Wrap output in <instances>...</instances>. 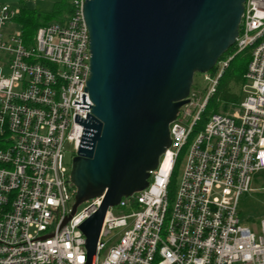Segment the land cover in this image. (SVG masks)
I'll return each instance as SVG.
<instances>
[{
  "label": "built area",
  "instance_id": "1",
  "mask_svg": "<svg viewBox=\"0 0 264 264\" xmlns=\"http://www.w3.org/2000/svg\"><path fill=\"white\" fill-rule=\"evenodd\" d=\"M86 1L70 0L67 20L39 28L29 45L16 23L22 8L0 3V264H86L80 228L103 197L64 224L77 193L66 145L75 158L94 106ZM244 7L234 47L235 55L250 51L245 98L231 113L212 114L194 137L235 55L203 75L207 96L190 126V109L171 123V146L149 186L108 209L94 264H264V220L254 230L240 218L243 196L264 171V0Z\"/></svg>",
  "mask_w": 264,
  "mask_h": 264
},
{
  "label": "water",
  "instance_id": "2",
  "mask_svg": "<svg viewBox=\"0 0 264 264\" xmlns=\"http://www.w3.org/2000/svg\"><path fill=\"white\" fill-rule=\"evenodd\" d=\"M246 0H87L92 117L73 159L72 214L101 206L81 226L86 264L110 207L149 186L171 146L170 125L190 103L195 74L211 72L235 45Z\"/></svg>",
  "mask_w": 264,
  "mask_h": 264
},
{
  "label": "rangeland",
  "instance_id": "3",
  "mask_svg": "<svg viewBox=\"0 0 264 264\" xmlns=\"http://www.w3.org/2000/svg\"><path fill=\"white\" fill-rule=\"evenodd\" d=\"M70 2V0H69ZM0 3H4L7 5H10L14 9L19 8H29L30 13L28 14V17L33 20L34 25H38L40 28L47 26L49 23H63L67 20V17L69 16L70 8L67 4L62 3V0H0ZM19 26V24H17ZM14 29H17L16 27ZM209 82H207L202 74H196L194 77V83L191 89V93L189 96L190 101L197 104V106H190L188 105L184 106L182 108V114L181 118L183 116L184 110H191L192 117L189 119L187 118L185 121V125L188 127L192 124L194 116L198 113L200 105L203 103L207 96V92L209 89ZM234 93H239L242 89L241 87H232ZM246 93L242 92V100L245 98ZM232 104L225 102H222L219 104L216 97L212 98L206 114H208V119L211 117L212 114L216 113H231L232 110ZM225 107L227 110H225ZM205 114V111H204ZM203 116V114H202ZM206 122H204L202 127V122H199V125L194 128V137L200 133L203 128L206 125ZM193 140V139H192ZM191 140V141H192ZM67 150V159L70 160V163L72 162L74 155L71 153V147L69 145H66ZM184 157L182 156L179 160L178 167H177V176L175 178V187L178 186L182 171L184 167ZM254 188L255 191L243 196L240 204V218L242 221V224L245 227L251 228V229H260V222L261 220H264V171L259 173L254 180ZM86 204H82L78 207V211L80 212L82 209H84ZM126 213H129V211H125ZM119 232V230L117 231ZM116 232V233H117ZM105 241L108 239L105 238ZM103 258V257H102Z\"/></svg>",
  "mask_w": 264,
  "mask_h": 264
},
{
  "label": "trees",
  "instance_id": "4",
  "mask_svg": "<svg viewBox=\"0 0 264 264\" xmlns=\"http://www.w3.org/2000/svg\"><path fill=\"white\" fill-rule=\"evenodd\" d=\"M62 3H65L69 6V8H70L69 16H70L73 12L71 2H69V0H62ZM29 13H30L29 9L22 8L20 15L16 19V23L19 24V26H20V30L22 32V36H23L25 45H29V44H31V42H33V39H34L38 29L40 28L38 25L33 24V20L28 17ZM49 24H52V23H49ZM49 24H47V25H49ZM234 55H235V47L233 46L220 59V61L221 60H227L230 56H234ZM249 62H250V51L249 50L236 54L234 56L233 60H231L229 62L228 67L225 69L222 77L219 80V83H218V86L216 88L215 93L209 99V101L205 107V110H204L205 114L203 112L202 113L203 116L201 115L200 122H202V127L205 124L204 122L207 121L208 114H206V111H207L208 105H209V103L213 97L214 98L216 97L219 104H221L222 102H225L226 104L231 103V104L237 105L241 102L242 90L237 94V93L233 92L232 87L233 86L234 87L239 86L242 89L243 85L245 84L244 75L248 69ZM216 70H217V67H215L210 73L215 74ZM225 110L227 112L228 109H226V107H225ZM198 125H199V123H197V126ZM176 171H177V168H176ZM176 171L174 172V176L177 175ZM173 181L175 182V177H174Z\"/></svg>",
  "mask_w": 264,
  "mask_h": 264
},
{
  "label": "crops",
  "instance_id": "5",
  "mask_svg": "<svg viewBox=\"0 0 264 264\" xmlns=\"http://www.w3.org/2000/svg\"><path fill=\"white\" fill-rule=\"evenodd\" d=\"M29 9V8H28Z\"/></svg>",
  "mask_w": 264,
  "mask_h": 264
}]
</instances>
